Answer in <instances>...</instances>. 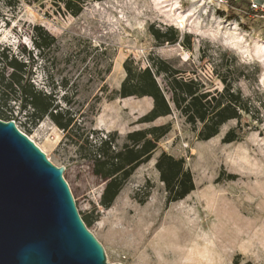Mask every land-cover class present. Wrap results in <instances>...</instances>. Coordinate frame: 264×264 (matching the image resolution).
Returning <instances> with one entry per match:
<instances>
[{
  "label": "rangeland",
  "instance_id": "obj_1",
  "mask_svg": "<svg viewBox=\"0 0 264 264\" xmlns=\"http://www.w3.org/2000/svg\"><path fill=\"white\" fill-rule=\"evenodd\" d=\"M66 5L0 0V55L5 51L27 64L34 87L54 95L75 117L74 134L50 117L34 120L19 102L9 101L5 111L49 161L65 169L81 217L94 220L88 228L107 262L264 264V26L227 22L201 0H88L76 17ZM152 26L173 27L180 42L160 43ZM41 33L55 39L44 51L37 48ZM128 60L141 69L169 62L208 92L221 93L228 85L250 112L208 141L197 139L173 105L171 115L139 124L153 109L151 98L112 99L126 79ZM157 81L167 88L163 75ZM167 124L172 129L152 159L135 171L111 208L102 207L107 181L84 158L89 149L81 152L69 134H82L79 126L101 137L117 132L122 145L130 132ZM238 126L241 140L225 144L226 134ZM163 153L184 159L193 175L196 189L182 201L167 203L156 169Z\"/></svg>",
  "mask_w": 264,
  "mask_h": 264
},
{
  "label": "trees",
  "instance_id": "obj_2",
  "mask_svg": "<svg viewBox=\"0 0 264 264\" xmlns=\"http://www.w3.org/2000/svg\"><path fill=\"white\" fill-rule=\"evenodd\" d=\"M87 1L59 0V2L70 3L66 5L67 9H70L69 13L75 17L83 12ZM56 6L62 10L61 5ZM37 30L42 32L40 28ZM151 33L163 44L174 45L181 40V35L173 27L163 31L152 26ZM190 38L187 36V40ZM49 40L52 43L55 42V39L46 33L39 34L37 48L44 51L51 44ZM124 68L127 74L126 79L121 88L113 93L112 99L148 97L154 103L153 109L140 118L139 124H151L161 117L171 115L173 105L186 118V122L193 127V130L197 131V139L208 141L216 137L221 127L227 122L240 120L242 112H250L248 102L242 101L241 93L233 92L232 87L227 85L221 93L208 92L198 81L181 77V72L169 62L157 60L153 61L151 67L141 69L133 67V61L128 60ZM158 75L165 77L166 89L158 83ZM64 100L67 101V98L65 97ZM9 101L19 102L22 110H31V117L34 120L40 121L50 117L65 132L72 133L76 126L75 117L60 107L54 95L36 89L30 82L27 64L4 51L0 55V120L6 122L13 118L5 111ZM78 129L82 131V134L72 135L74 134L72 133L69 134V138L81 152L86 148L89 149L84 158L93 163L94 174L107 181L100 205L109 209L135 171L152 159L158 149V143L170 133L172 126L167 124L130 132L122 145L119 143L120 137L117 132L101 137L84 127L79 126ZM241 131L240 126L230 130L223 142L231 144L240 141ZM156 169L165 186L168 204L182 201L195 191L193 175L186 168L184 159H176L163 153L156 163ZM83 221L87 227L94 223V220L88 218H84Z\"/></svg>",
  "mask_w": 264,
  "mask_h": 264
},
{
  "label": "water",
  "instance_id": "obj_3",
  "mask_svg": "<svg viewBox=\"0 0 264 264\" xmlns=\"http://www.w3.org/2000/svg\"><path fill=\"white\" fill-rule=\"evenodd\" d=\"M64 170L0 120V264H109Z\"/></svg>",
  "mask_w": 264,
  "mask_h": 264
},
{
  "label": "built area",
  "instance_id": "obj_4",
  "mask_svg": "<svg viewBox=\"0 0 264 264\" xmlns=\"http://www.w3.org/2000/svg\"><path fill=\"white\" fill-rule=\"evenodd\" d=\"M201 4L214 7L223 19L235 21L240 27L264 26V0H201Z\"/></svg>",
  "mask_w": 264,
  "mask_h": 264
},
{
  "label": "bare ground",
  "instance_id": "obj_5",
  "mask_svg": "<svg viewBox=\"0 0 264 264\" xmlns=\"http://www.w3.org/2000/svg\"><path fill=\"white\" fill-rule=\"evenodd\" d=\"M235 31H236V29H235ZM239 37V36H238ZM237 39H239V38H237ZM236 40V39H235ZM241 40V39H240ZM237 41H239V40H237ZM233 42V41H232ZM238 43V42H237Z\"/></svg>",
  "mask_w": 264,
  "mask_h": 264
}]
</instances>
